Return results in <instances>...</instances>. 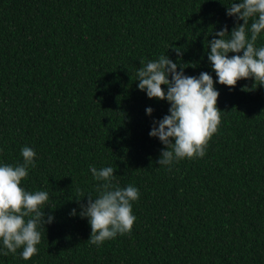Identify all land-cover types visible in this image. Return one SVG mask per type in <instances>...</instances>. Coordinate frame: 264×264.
<instances>
[{
  "label": "trees",
  "instance_id": "1",
  "mask_svg": "<svg viewBox=\"0 0 264 264\" xmlns=\"http://www.w3.org/2000/svg\"><path fill=\"white\" fill-rule=\"evenodd\" d=\"M231 3L0 0V164H22L21 149H34L21 186L46 191L54 217L38 226L30 260L22 248L3 255L0 241V264H264V85H222L208 60L215 33L243 23L227 15ZM161 55L185 75L208 72L220 93L221 123L205 155L170 167L158 164L166 146L149 135L170 104L137 80L140 61ZM90 166L113 167L114 184L140 193L131 232L100 246L89 244L80 216L103 183Z\"/></svg>",
  "mask_w": 264,
  "mask_h": 264
},
{
  "label": "clouds",
  "instance_id": "2",
  "mask_svg": "<svg viewBox=\"0 0 264 264\" xmlns=\"http://www.w3.org/2000/svg\"><path fill=\"white\" fill-rule=\"evenodd\" d=\"M227 15L243 23H238L231 33L225 27L215 33L219 38L208 41V60L218 82L234 88L239 80L253 78V88L264 85V46L256 47L258 36L264 32V0H232ZM174 50L178 56L182 54L181 47ZM140 64L138 88L146 91L149 98L167 100L170 104L169 114L154 121L149 132L166 146L158 164L170 167L184 158H202L221 123V109L217 106L220 93L214 87L212 75L208 72H201L198 77L185 75L186 66L182 65L178 71L177 63L167 55ZM162 85H167V91ZM242 90H248L247 86ZM152 112L151 107L146 109L148 115ZM21 155L22 164H0V241L6 249L3 255L15 254L22 248L21 257L30 260L38 253L37 245L42 239L38 226L52 223L54 217L44 211L49 200L46 191L29 192L21 186L29 169L36 166L35 150L24 146ZM90 171L95 180L103 183L97 186L98 197L87 195V204H80V216L87 217L91 226L87 241L100 246L118 234L131 232L136 220L132 202L139 199L140 193L133 185L121 188L114 184L113 167L90 166ZM71 215H76L75 209Z\"/></svg>",
  "mask_w": 264,
  "mask_h": 264
}]
</instances>
